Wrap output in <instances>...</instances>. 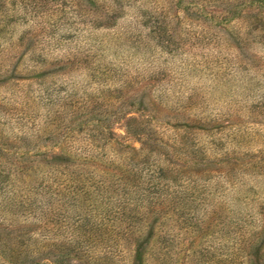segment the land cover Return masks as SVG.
<instances>
[{
  "label": "rangeland",
  "instance_id": "obj_1",
  "mask_svg": "<svg viewBox=\"0 0 264 264\" xmlns=\"http://www.w3.org/2000/svg\"><path fill=\"white\" fill-rule=\"evenodd\" d=\"M60 2L0 1V133L9 141L42 125L148 143L179 165L166 176L195 191L197 218L165 209L145 261L202 264L204 249L225 260L234 233L264 229V0ZM131 118L142 134L126 133ZM72 207L59 210L71 223ZM20 215L0 227L14 263L66 253L70 264H101L58 235L40 239L37 220Z\"/></svg>",
  "mask_w": 264,
  "mask_h": 264
},
{
  "label": "trees",
  "instance_id": "obj_2",
  "mask_svg": "<svg viewBox=\"0 0 264 264\" xmlns=\"http://www.w3.org/2000/svg\"><path fill=\"white\" fill-rule=\"evenodd\" d=\"M51 1L64 5L61 0ZM13 2L31 6L34 0ZM35 127L36 133L14 137L7 133L9 141L0 133V227H12L13 215L19 213L25 220H37V237L58 235L56 239L71 244L70 250H78L86 261L148 264L147 247L155 230L162 229L165 209L185 212L187 219L196 220L195 191L186 193L166 176L177 172L179 165L148 143L141 142L135 149L118 142L113 133L69 136L71 133L46 131L42 125ZM140 127L142 123L131 118L126 133L142 134L136 133ZM45 140H49L48 146L42 145ZM148 140L156 148L165 145L162 138ZM181 194H186L184 199ZM54 201L61 207L52 208ZM71 204L72 223L59 212ZM229 240L232 245L225 260L212 262L209 250L204 249L202 264H264V229L253 234L236 232ZM5 251L0 243V264H16ZM65 255L51 263L70 264Z\"/></svg>",
  "mask_w": 264,
  "mask_h": 264
}]
</instances>
